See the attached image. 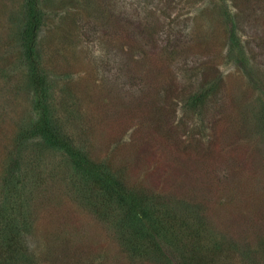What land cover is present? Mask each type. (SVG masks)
I'll list each match as a JSON object with an SVG mask.
<instances>
[{
	"label": "rangeland",
	"instance_id": "1",
	"mask_svg": "<svg viewBox=\"0 0 264 264\" xmlns=\"http://www.w3.org/2000/svg\"><path fill=\"white\" fill-rule=\"evenodd\" d=\"M39 6L41 63L53 97L64 101L58 119L66 130L86 136V152L122 169L127 185L201 203L207 225L249 245L261 264L264 126L255 83L264 85V0ZM23 22V0H0V197L16 125L30 114L16 31ZM232 32L243 66L228 59ZM48 156L38 181L49 193L36 203L30 236L38 263L153 264L132 262L109 224L57 191L61 181L47 173L55 164L63 176L67 166Z\"/></svg>",
	"mask_w": 264,
	"mask_h": 264
},
{
	"label": "trees",
	"instance_id": "2",
	"mask_svg": "<svg viewBox=\"0 0 264 264\" xmlns=\"http://www.w3.org/2000/svg\"><path fill=\"white\" fill-rule=\"evenodd\" d=\"M39 3L40 0H23L24 22L16 30L21 39V61L26 68L30 114L16 125L1 179L0 264H39L30 236L36 203L49 193V188L38 181L45 175L43 162L50 159L49 154L59 155L67 166L63 176L55 164L52 174L47 173L54 183L56 179L61 181L62 186H56L61 190L57 191H63L109 224L132 262L229 264L241 259L242 264H253L254 256L247 251L249 245L207 225L201 203L142 184L127 185L122 169L114 171L107 161L96 160L86 152V136L80 139L76 132L66 130L58 119V107L64 101L53 97L38 49L43 16ZM228 18L233 20L229 14ZM232 33L228 59L243 66L247 61L244 47ZM255 86L262 93L257 117L264 126V85L258 81ZM258 248L264 245L260 243ZM260 261L264 264V253Z\"/></svg>",
	"mask_w": 264,
	"mask_h": 264
}]
</instances>
